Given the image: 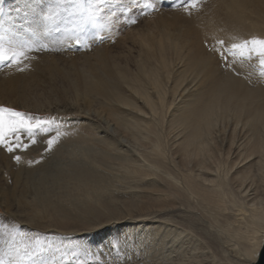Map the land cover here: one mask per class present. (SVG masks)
<instances>
[{
	"label": "bare ground",
	"instance_id": "bare-ground-1",
	"mask_svg": "<svg viewBox=\"0 0 264 264\" xmlns=\"http://www.w3.org/2000/svg\"><path fill=\"white\" fill-rule=\"evenodd\" d=\"M32 1L6 0L2 19L17 22ZM117 1L101 15L104 27L86 32L93 43L98 32L109 35L100 46L67 55L32 52L23 71H0V104L85 114L95 132L84 135L78 158H47L25 171L0 147V205L28 227L68 234L64 242L74 241L83 259L95 260L90 264H255L264 244V201L255 202L258 193L264 198V81L257 61L224 68L213 47L264 38V0H214L212 12L176 11L171 18L158 11L150 19L162 31L138 39L110 30L130 7ZM143 2L160 10L159 0ZM8 25L6 37L23 41L22 27ZM3 168L13 174L12 186ZM122 178L136 180L128 190L142 196L124 211L115 208L117 190L110 187ZM236 209L248 213L245 238L232 222L241 220ZM214 211L226 220L215 219L225 238L212 251L196 228ZM236 235L246 244H235Z\"/></svg>",
	"mask_w": 264,
	"mask_h": 264
},
{
	"label": "rangeland",
	"instance_id": "rangeland-1",
	"mask_svg": "<svg viewBox=\"0 0 264 264\" xmlns=\"http://www.w3.org/2000/svg\"><path fill=\"white\" fill-rule=\"evenodd\" d=\"M38 1L39 0L32 1V10L30 11V13L27 12V14H25V16L23 18H21V17L18 18L17 22H15V19H13V20L7 19L5 21V18H4L5 25L9 24L8 25L9 28H12V27L18 28V26L22 27V29L17 30V32L21 31L20 34L23 35V41L24 42L34 40L37 42L36 43L37 47L39 46L40 43L48 45V48L46 50H42V51L33 50V51L29 52V54L32 52L39 53V54H43V53L48 52L49 54H54V55L55 54L60 55V52H61V54L63 53L62 55H64V54L67 55V53H71V52L72 53H83V52L85 53V52L91 51L94 47L100 46V44L105 42V39L108 38L107 36H109V35H100V36H103V38L102 39L100 38V41L93 43L94 41H89L90 39L88 40L87 35H82L81 39H82V41L86 40L88 47H84L83 43L77 44V43H75L74 40H69L68 43L71 45L70 47L66 44L58 43L59 40L63 39L65 34L63 32H56L55 31V27H56L55 25L52 26L50 34L43 32L42 21H41L42 10H40L37 7V5L40 3V2L38 3ZM116 1L117 0H90V2L95 3L97 5V7L101 10L99 13V19L101 18V15L107 9H109V6L114 4V2H116ZM127 1L130 4L128 12L125 14L123 12H120L118 16L116 15L118 18L115 17V21H116V23H114L115 26L113 24H112L113 26H110V30L115 31L118 34L120 33V35H118V36L122 37L123 39L125 37H127L128 35L132 36L135 39H138L139 37L141 38L142 35L147 34V32L153 33V35H155V34L157 35L158 32L160 33L162 31V27H161L160 23H158L156 19H153V18L150 19L151 15L153 13H156L158 11H163L164 15H168V16H166L167 18H171V17H169V15L170 16H173V15L170 13H175L176 11L186 13V12L193 11V10H196L199 12L200 11L204 12V11L209 10L210 12H212L213 11L212 6H213L214 0H199L196 8L188 7L191 0H159L160 10H158V9L154 10V8H148L147 9V7L144 5L143 0H127ZM35 2H37V3H35ZM51 2H52V0H44V3L45 4L47 3L46 6H48L49 3H51ZM5 3H6V0H0V10H2V16H0V19H2L3 14L7 12V11H5L6 10L5 9ZM44 3H43V5H44ZM7 21H9V23ZM73 22L78 24L79 18L78 17H69L68 14H63L61 21L59 22V27L61 29H64L65 27H67V25L69 26ZM39 23H41V24H39ZM88 29H94V28L91 26H88L86 28V32L88 31ZM169 30H171V32L174 36H176L179 33L178 28L175 30V26H172L171 28H169ZM174 30H175V32H174ZM33 33H35V35H33ZM95 33H96V31H95ZM83 37H85L86 39ZM217 54L219 57V61L221 62V64H223L222 67L227 68L228 65H229V67L232 66V65L230 66V63H229V61H231L230 59H228L226 61L227 62L226 63L225 60L221 59L219 53H217ZM7 67H8L7 64H0V71L6 69ZM263 81H264V78H263ZM0 105L5 106V107H9V108H13V109H16V110L21 111V112H25L27 114L32 115L35 118H43V119L52 118V119H55L58 123H60L62 125L61 131L66 133L65 135L61 136V138L59 139V142L56 143L52 147L51 150L48 149L47 140L52 135H54V133H49L47 135H38L37 136V142L35 144H31L30 141L28 140V138L25 137L24 143L28 145L27 149H17L16 152H14V153H8L3 148L5 150V152L8 154L9 158L11 157L12 161L10 160V162H12V166L16 170L18 168V171H20V169H22V168L24 169V171L26 169L36 168L39 165H42L47 160V158H53L55 160H57L58 158L59 159H66L67 161L74 160V159H76V157L78 158V156H79V153H78L79 148L84 146V142L82 143V141H85L84 135H86V136L91 135V137H93L95 135V132L92 131L90 126L87 124V122H84L86 120V118L88 117L85 114H78L75 112H47V111L46 112H38V111L27 110V109L20 107V106H11V105H8L6 103H4V104L2 103ZM84 147H86V146H84ZM16 155L21 156V161L19 163H17L14 159V156H16ZM28 161H33L34 163L29 164ZM35 161H39V163H35ZM220 162L224 163V160H221ZM256 173H257V171L253 174V176H255ZM3 174H4V176H3ZM1 176L4 177L3 179L5 182V185H8V186L13 185V183H14L13 182L14 180H12L13 174H11L9 170H7L6 168H3L1 170ZM256 179L258 180V178H256ZM129 180H131V179H129ZM27 181L28 180H26V178L23 179V182H27ZM131 182H132L131 183L132 185L127 183L126 179L122 178L118 182L110 183V187L113 188L114 190H117L116 195H118V199L115 201V208L123 210L124 208H126V206L128 204L126 202L133 201V200L138 201V199H140V200L142 199L141 198L142 196L140 197V195H137L140 193L136 192V189L128 190L129 188H134L136 180H135V182H133V181H131ZM1 183H3V182H1ZM143 184H147V182H143ZM27 187H28V185H27ZM21 190H22V188H20V191ZM120 196H122V197H120ZM151 197L154 198L155 195H152ZM147 200H148V203L150 204L151 200L150 199H147ZM262 201H264V198L262 196L260 197V194L258 193V196L255 199V202L257 203V202H262ZM140 205L142 206V202H140ZM143 205L146 206L145 202L143 203ZM245 207H246V209H250L249 206H245ZM229 211H232V210H229ZM101 212L105 215H108V211L106 209L101 210ZM235 213L239 214L238 218H241V220L240 221L234 220L232 222H233L235 228L242 229V231L244 233L243 238H245L246 235L250 234V232H249V234H246L249 231V228L251 225L249 223V219L247 216L248 213L241 212V216H240V213L237 209H236V211H234V214ZM243 213L246 215H242ZM211 215L212 216H210V217L203 218L204 219V220L202 219L203 223H201L200 227L198 229L196 228V230L199 231L201 233V235H205L207 238H210V239H206V241L209 243V246L211 244L210 247L212 248V251L213 250L215 251L216 250L215 246L218 245V243L221 244V242H222L221 236H222V238H225V235L222 232V228L219 227V224L217 225L216 220L218 218L219 220H221L219 222H222L226 219L221 217L215 211L212 212ZM22 219L23 218L20 219L19 217H15V216H12V215L6 213L3 209V207L0 205V225L14 226L16 229L23 231L25 233H28L30 236L46 237L50 240L55 241V243L58 246L62 245L64 251H68L69 249L75 248L74 241H68L67 240V243L64 242V237H71L68 234H64V233L52 231V230L48 231V230H43V229H36V228L31 227V226L28 227V225H26V222H24ZM134 221L138 222L139 220L138 221L133 220V222ZM145 221H151V220H145ZM227 224L228 223L225 222L223 225H227ZM195 234H197V233H195ZM216 236H218V239L214 240L215 239L214 237H216ZM236 236L237 237L231 238L235 244H237L239 246L246 244L245 239H243L240 235H236ZM200 240H203V239L201 238ZM191 243L192 244H189V246H191V247L188 246V248L193 249V245L195 244V241L193 240V241H191ZM184 247L185 248L187 247V243L184 244ZM197 250H199V249H196V251ZM205 250L208 251V248ZM55 259H64L65 264H76L77 260H85V259H83L82 255H80V257H79V256H61L60 254H57ZM233 259L235 261H238V262H244L246 260L245 257L242 255H235ZM86 261H87V264L95 263V260H89V261L86 260ZM248 264H250V263L248 262Z\"/></svg>",
	"mask_w": 264,
	"mask_h": 264
},
{
	"label": "snow or ice",
	"instance_id": "snow-or-ice-1",
	"mask_svg": "<svg viewBox=\"0 0 264 264\" xmlns=\"http://www.w3.org/2000/svg\"><path fill=\"white\" fill-rule=\"evenodd\" d=\"M199 0H191L188 7L196 8ZM146 7L152 8L154 5L146 2ZM100 9L90 0H52L46 9L41 12L42 30L49 33L55 25L56 32H63L65 35L58 43L71 46L69 40L75 43H83L88 47L86 40L82 41L81 36L86 35V28L91 26L96 29L104 27L99 22ZM78 17L79 23H71L61 29L59 22L62 15ZM2 16V10H0ZM134 22V21H133ZM5 21L0 19V64H7L9 67L15 66L17 70L23 71L21 65L29 60V52L42 51L48 45L40 43L36 46V41L13 42L4 34ZM35 35V33H33ZM99 38V32L97 33ZM213 50L218 52L221 59L243 66L253 60L258 62V74L264 78V38L253 37L250 39H234L230 45H225L223 40H218ZM62 125L55 119L35 118L30 114L18 111L13 108L0 105V147L8 153H14L17 149H27L24 143L27 137L31 144L37 142L38 135L54 133L48 140L47 146L52 147L59 142L61 136L66 133L61 131ZM14 159L17 163L21 161V156L16 155ZM29 164L34 163L28 161ZM39 163V161H35ZM118 250V246H114ZM57 254L61 256H79L86 253L76 249L64 251L63 246H58L55 241L46 237L30 236L28 233L16 229L14 226L0 225V264H65L64 259H55ZM76 264H87L86 260H77Z\"/></svg>",
	"mask_w": 264,
	"mask_h": 264
},
{
	"label": "water",
	"instance_id": "water-1",
	"mask_svg": "<svg viewBox=\"0 0 264 264\" xmlns=\"http://www.w3.org/2000/svg\"><path fill=\"white\" fill-rule=\"evenodd\" d=\"M255 264H264V244L262 246V249L259 253L258 259Z\"/></svg>",
	"mask_w": 264,
	"mask_h": 264
}]
</instances>
